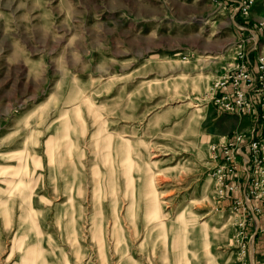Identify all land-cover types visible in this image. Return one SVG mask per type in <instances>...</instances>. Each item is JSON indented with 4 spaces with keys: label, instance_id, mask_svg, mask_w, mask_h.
<instances>
[{
    "label": "rangeland",
    "instance_id": "obj_1",
    "mask_svg": "<svg viewBox=\"0 0 264 264\" xmlns=\"http://www.w3.org/2000/svg\"><path fill=\"white\" fill-rule=\"evenodd\" d=\"M167 1L174 20L164 27L171 33L161 39L164 45L155 41L163 46L159 53L120 58L114 42H97L91 22L87 54L76 62L88 71L76 78L69 73L65 48L67 37L85 29L81 1L0 0L3 9L25 8L26 18L36 8L49 13L54 6H65L64 12L71 6L74 11L70 21L58 11L51 23L34 15L21 27L27 41L28 33L38 37L35 55L44 52L42 33L56 34L58 44L48 48L59 49L53 57L63 70L32 79L37 96L27 84L34 98L16 107L19 112L0 128V264H186L184 257L193 258L194 247L202 257L206 223L216 264H248L251 208L264 229L263 203L251 197L250 209L232 206L235 198L243 200L239 191L219 199L210 150L236 134H243L245 144L252 135L264 143V93L252 98L255 110L249 112L235 105L231 87L219 86L235 65L237 42L249 38L237 27L257 30L264 23V0H255L249 24L245 18L233 20L231 6L222 2ZM260 35L251 57L264 54V30ZM205 43L213 51L204 53ZM21 47V57L30 56V46ZM20 72L18 66L13 69L14 75ZM229 94L234 105L227 111ZM261 155L264 151L259 160ZM231 179L242 189L247 182L240 170ZM251 189L252 180L246 195ZM156 199L164 226L148 220ZM255 243L260 261L264 232Z\"/></svg>",
    "mask_w": 264,
    "mask_h": 264
},
{
    "label": "crops",
    "instance_id": "obj_2",
    "mask_svg": "<svg viewBox=\"0 0 264 264\" xmlns=\"http://www.w3.org/2000/svg\"><path fill=\"white\" fill-rule=\"evenodd\" d=\"M80 1L82 10L80 18L85 29L80 36L67 37L65 48L69 73L76 78L85 75L88 71L87 66L85 69H78L76 62L84 60L85 54H87L88 48L85 45L90 42L87 37L92 34L90 31L91 22H93L92 26L97 27L94 32L98 36L97 42L101 45L114 42L116 53L120 55V58L126 56L140 60L151 58L163 49L164 41L161 39L171 35L168 28L164 30V27L174 20L168 14L167 0H90L91 3L88 0ZM84 2L86 4H83ZM64 9L65 6H54L47 9L49 13H45L43 11L45 9L36 8L37 11L34 14L31 13L32 15L29 13V17L26 18L24 17L25 8H0V128H4V124L7 123L13 111L17 110L16 107L23 106L24 103L30 102L34 96H37L36 87L31 82L32 79H36L38 82L39 78L48 77L54 73L60 75L63 70L55 61L58 57H53L59 49L48 48L52 42L55 45L58 44L59 39L56 34L53 36L51 30H45L46 32L42 33L46 36L42 44L44 52L35 55L38 49L35 50L34 46L38 37L34 32L28 33L29 41H27L21 27L25 26L30 19L35 20L34 15L39 20L51 23V14L55 17L58 11L64 12ZM67 9L64 12V18L69 17L70 21L73 19L74 11L71 6H67ZM89 11H92V18L89 17ZM95 18H97L96 21ZM66 29L69 30L68 27ZM70 33L73 34L71 31ZM156 39H159L162 45L157 46ZM22 40L24 41L20 42ZM22 44L26 45V48L30 46L31 53L26 58L21 57L23 54L21 52ZM76 44L82 45H77L76 48ZM213 49V45L207 44V47L202 51L205 53L213 51ZM13 56L19 58H13ZM30 60L34 61L36 72ZM17 66L19 70L21 68V72L14 75L13 69L15 71ZM27 84H30V89L33 87L34 96L30 94V89H27ZM226 204L230 205V202ZM255 254L256 250L254 254L250 253L249 262L255 259Z\"/></svg>",
    "mask_w": 264,
    "mask_h": 264
},
{
    "label": "built area",
    "instance_id": "obj_3",
    "mask_svg": "<svg viewBox=\"0 0 264 264\" xmlns=\"http://www.w3.org/2000/svg\"><path fill=\"white\" fill-rule=\"evenodd\" d=\"M215 2H222L225 6H231L232 8V19L235 20L237 17L247 19L250 22L252 15L251 11L256 3L255 0H212ZM241 32H248L249 38L239 40L237 42L238 51L236 53V62L232 70L226 77L224 82L219 83V86L223 89L231 87L234 96L235 105L239 108L247 109L249 112L255 110V103L252 102V98L261 96L264 93V54L259 52L254 57H251L252 53L256 52L260 44V33L264 30V23L258 24V29L254 30L248 25L237 27ZM244 36V33H243ZM248 46V47H247ZM232 96V95H231ZM231 96L223 105L224 110H230L233 107ZM227 94L223 93L222 98L225 99ZM250 147L248 152L246 148ZM264 151L263 141H256L254 135L251 136L248 143L245 144V138L243 134H236L232 141H225L218 145H212L210 150V159L213 168V177L216 180V187L219 194V199H226V195L234 192L242 193L243 200L235 198L233 205H243L244 210L246 207L251 208L249 203L252 199L256 200L257 203L261 201L263 203L262 211L264 212V164L263 168L259 165L262 163L264 156L261 155L259 160V153ZM250 166H252V173L250 172ZM246 174L247 182L240 187L239 183L232 181V177L236 176L237 173ZM250 180H252V189L248 195H246V187ZM248 183V184H247ZM254 214L253 220V253L256 250V237L264 232L262 229V221L258 218V214H255V210L251 208ZM257 213L260 210L256 209ZM264 217V215H263ZM246 221L242 224V230L245 229ZM248 238L244 236L242 240ZM259 244H257V247ZM246 245L241 246L242 253H246ZM251 249V245H249ZM248 264H264V252L260 261L252 259Z\"/></svg>",
    "mask_w": 264,
    "mask_h": 264
},
{
    "label": "bare ground",
    "instance_id": "obj_4",
    "mask_svg": "<svg viewBox=\"0 0 264 264\" xmlns=\"http://www.w3.org/2000/svg\"><path fill=\"white\" fill-rule=\"evenodd\" d=\"M130 182L128 181V183H131V181H133L132 177H130ZM150 186H154V179L150 181ZM132 201L130 202V221L131 223H133L135 220L134 215H133V209H132ZM154 206V207H153ZM153 206L149 208L148 212H147V216H148V220H151L150 222H152V220H155V223H157V225L159 226H164L165 223L162 220V215L160 214L159 208H158V200H154ZM119 218H116L114 221L115 226L118 225L119 228H121V226L119 225ZM149 222V223H150ZM209 224L206 223L205 228L203 230L202 236H203V240L202 243L200 244V249L202 251V257L198 256L197 253H199L200 251H198V248L194 247L191 252L195 255L193 256V258H190L188 256L184 257V261L186 262V264H195V262H199L200 259L204 260L205 264H216V259L215 256L213 255V251H211V239L207 234V230L209 229ZM122 236L120 235L117 241H122ZM252 253H253V249H252ZM193 260V261H192Z\"/></svg>",
    "mask_w": 264,
    "mask_h": 264
}]
</instances>
